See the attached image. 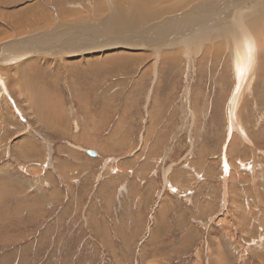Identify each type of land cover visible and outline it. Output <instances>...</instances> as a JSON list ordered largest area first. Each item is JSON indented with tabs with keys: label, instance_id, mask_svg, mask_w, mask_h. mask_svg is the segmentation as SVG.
I'll list each match as a JSON object with an SVG mask.
<instances>
[{
	"label": "rangeland",
	"instance_id": "374dc122",
	"mask_svg": "<svg viewBox=\"0 0 264 264\" xmlns=\"http://www.w3.org/2000/svg\"><path fill=\"white\" fill-rule=\"evenodd\" d=\"M127 1L112 23L129 8L139 33L180 18L191 48L21 59L23 39L99 31L114 2L96 15L101 0H0V264H264V37L248 83L234 23L217 38L199 17L234 0L158 3L168 14L148 23Z\"/></svg>",
	"mask_w": 264,
	"mask_h": 264
},
{
	"label": "bare ground",
	"instance_id": "6f19581e",
	"mask_svg": "<svg viewBox=\"0 0 264 264\" xmlns=\"http://www.w3.org/2000/svg\"><path fill=\"white\" fill-rule=\"evenodd\" d=\"M112 1L114 2V5H115L114 13L111 15V11L109 10L110 13L108 14V16L106 18L104 17V19L95 22L96 24L93 25V26H96L98 29H100L99 31H97L95 29L91 30V28H90L91 31H88L87 28H85V29H80L79 28L78 29L77 27H75L74 29L70 30V28L72 26L69 25L70 26V27H68L69 30H67V27H66V30H60V33L58 35L55 34V36H53V37H57L56 39L55 38L49 39L48 36L46 35V34H48V32L46 31V34L40 33V34L37 35V39L42 41V44H37L34 41H30L29 42V39L28 40L23 39L21 41L22 42L21 44H20V42L18 43V44H20L19 47L22 48V49L19 52H17V53L14 51L15 54L18 55L19 58L23 57L21 59H25L28 56L33 57V56H36V55H40L42 58H45V57L47 58L48 56H53L52 58H50V59H53L54 56H59L61 54L62 55H68V56L70 55L69 57H71L74 53H77V52H80V51H85L88 54L101 55L103 57V59H104V58L110 56V55L107 56V54H110V52L116 51V50L138 51V50H142V49H149L150 50V49L153 48L155 50V52H157L158 54L161 55V53L165 52L164 49H163L165 47H166V49H168L167 47H172L173 48V47H176L178 45H181L182 47H185V48H189V47L191 48V46H190L191 43H189V42H191L190 41V40H192L191 38H194V37H192L190 35L191 33H185V34L178 33V32H182V28H183V24H184L183 22H180V20H181L180 18L179 19H174V20H171V21H167V22H164L162 24L160 23L159 26H155V27H150V25H149V27H147L146 29L143 30L144 32L142 31L141 33H139V30H137V29H138L139 25L141 24V20H139L140 22H137V23L135 22L136 21L135 20L136 17L135 16L131 17V15L135 11H133V13H131L129 11L130 8H129V10H127L128 14L126 13V15H125V21L123 19V21L121 20L122 22L118 23L117 25L112 23V22L116 21L118 18H120L123 15V14L120 13L119 10L122 9V8L120 9V7L123 6V4L125 3V0L123 1L124 3H120L121 1L118 2L117 0H108V2L106 0H104V1L101 0V2L99 4H96V6L94 8V13L96 15H98L99 13L101 14L104 11L103 5L106 4V3L107 4H112ZM255 1H256V3H253L252 0H234V2H232L231 6L223 4L222 7L221 6H218L217 8L209 7L210 8L209 16H208V12H207L208 8L205 5L207 3H205L204 4L205 6L203 7V9H201L200 14L198 13L200 18H201V16L204 17L205 22H207V20L209 18L208 22L215 23V25H213L211 27H207L205 30L203 29L204 30L203 32H205V31L209 30L210 28H212L214 30V33L216 34L217 38L219 36L217 35L216 30H217V28L219 26H222V25L226 26V23H229V24H231V23L233 24L234 23L233 25L231 24L232 27L228 28L229 30L226 33L228 37L225 39V42H226V45H228V47L230 48L229 53H230V56H231V60L233 59V63H236V65H240V67L242 69V77L243 78H240V79H242L243 81H246L245 79H247V77L245 76V70H248L247 69L248 66H249V61L248 60H250L249 56H251L252 53H253L252 52V49H253V47H252L253 40L252 39H254V38H251V37H256V39H258L259 38L258 37L259 34H261L262 37H264V31H263L264 30V26H261V25H264V24H261V21H258L257 19H255V16L257 14L260 15L259 20L263 21V19H264V0H255ZM162 2L170 3L171 1L170 0H139L138 3H135V5L136 4L138 5L137 8L136 7L135 8L138 9V11L140 13V16L151 15V14L154 15L153 18H151V19L149 18V20H147L146 23H148L150 21H154V20L158 19L161 16L163 17V15H167L168 14V12H167L168 10H164V9H163L162 13L157 12L158 11L157 4L158 3L161 4ZM188 4L190 5V3H188ZM235 4H237L241 9H244L245 11L236 13L235 12L236 8L234 6ZM243 4H246L248 6L244 7V6H242ZM152 5H154L156 8H154ZM107 7H105V8L108 9ZM182 9H184V7ZM227 12H230V14H228ZM176 13H178V12H176ZM205 13H207V14H205ZM75 15L76 14H72V13L68 14L67 13L64 21H67V20L69 21V19H71L72 16H75ZM217 15L219 17H217ZM136 16H137V13H136ZM81 17H79V18H81ZM175 18H176V16H175ZM227 18H228V21H226ZM75 19H76V17H75ZM101 22H103V23H105L107 25V29L106 28H101V26L103 24V23L100 24ZM142 23L146 24L144 22H142ZM160 25L161 26L162 25L163 26H167V27H164L166 29H164L163 27L160 28ZM73 26H78V25H73ZM227 26H228V24H227ZM261 27H262V29H261ZM170 28H171L172 32H170ZM198 28H199V32H200L201 28H203V25H200V27H198ZM62 29H63V27H62ZM179 29H181V31H178ZM174 32L177 33V36L174 34ZM130 33H133V34L131 35ZM136 33H138V34H136ZM123 35H126L125 38H128L127 41H124L121 38ZM143 35H146L145 37H148V38H145V39H149L150 38V39L154 40L155 37H158L159 39H161V41H159L158 43H155V44H149L148 43L149 44L148 45L147 42L144 43V41H142ZM199 35L200 34H198L197 37ZM1 37H2V35H1ZM184 37H186V38H184ZM202 37H204V35ZM140 38H142V39H140ZM212 39H213V37H212ZM200 40H202V39H200ZM213 42H215V41H213ZM156 45H158V46H156ZM10 46L11 45H9V46L7 45L5 47V45H2V46L0 45V47H5L6 50L9 49ZM138 47H142V48H138ZM23 48H25L29 52H26V50L23 49ZM105 48H107V50H102V49H105ZM167 51L165 52V55L167 54V57H168L169 53H167ZM155 52L153 53L154 57L157 56ZM207 52L209 53V51H207ZM250 52H252V53L250 54ZM20 53H21V55H19ZM149 53H151V52H149ZM217 53H219V52L217 51ZM8 54H6V55H8ZM245 54H246V57L242 58V56H244ZM158 57L160 58V56H158ZM65 58H66V56H65ZM203 58H204V56H203ZM8 59L9 58H7V60ZM11 59L14 60L15 58L11 57ZM244 59H245V61L242 62ZM6 61L4 63H11V61H9V60H8V62H6ZM243 64H244V67H242ZM233 70H234V68H233ZM248 79H250V78H248ZM239 81H241V80H238V82ZM246 82L249 83V81H246ZM243 84H245V83H243ZM238 91L239 90H237V93L233 97L232 105H235L238 102L237 101L239 99V92ZM240 97H242V96L240 95ZM234 130L237 131L236 129H234Z\"/></svg>",
	"mask_w": 264,
	"mask_h": 264
},
{
	"label": "water",
	"instance_id": "95a60500",
	"mask_svg": "<svg viewBox=\"0 0 264 264\" xmlns=\"http://www.w3.org/2000/svg\"><path fill=\"white\" fill-rule=\"evenodd\" d=\"M86 153L89 156L96 157V153L94 151L87 150Z\"/></svg>",
	"mask_w": 264,
	"mask_h": 264
}]
</instances>
